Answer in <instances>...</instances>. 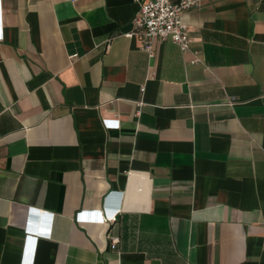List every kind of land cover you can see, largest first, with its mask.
Instances as JSON below:
<instances>
[{
    "label": "crops",
    "instance_id": "1",
    "mask_svg": "<svg viewBox=\"0 0 264 264\" xmlns=\"http://www.w3.org/2000/svg\"><path fill=\"white\" fill-rule=\"evenodd\" d=\"M148 1L0 0V264H264V0Z\"/></svg>",
    "mask_w": 264,
    "mask_h": 264
},
{
    "label": "built area",
    "instance_id": "2",
    "mask_svg": "<svg viewBox=\"0 0 264 264\" xmlns=\"http://www.w3.org/2000/svg\"><path fill=\"white\" fill-rule=\"evenodd\" d=\"M200 1L179 0L177 3H173L171 0H149L148 2L141 3L139 4L137 16L133 21L134 31L130 36L139 40L140 50L150 59L155 56V41L162 42L166 39L176 44L183 54H193L191 51L192 39L188 31L189 28L182 22L181 17L190 9L195 8ZM1 38L2 34H0ZM112 195V193L109 195V200L113 198ZM101 209L100 211L92 212L81 211L76 214L75 221L80 223L104 220ZM107 213L109 220L114 219L117 210L107 209ZM27 229V231H31L29 228ZM39 234L46 236V233L43 231ZM117 243V238H111V249H114Z\"/></svg>",
    "mask_w": 264,
    "mask_h": 264
},
{
    "label": "water",
    "instance_id": "3",
    "mask_svg": "<svg viewBox=\"0 0 264 264\" xmlns=\"http://www.w3.org/2000/svg\"><path fill=\"white\" fill-rule=\"evenodd\" d=\"M30 225L32 230H36L37 232L41 231L44 225L43 217L33 212V215L30 218Z\"/></svg>",
    "mask_w": 264,
    "mask_h": 264
},
{
    "label": "clouds",
    "instance_id": "4",
    "mask_svg": "<svg viewBox=\"0 0 264 264\" xmlns=\"http://www.w3.org/2000/svg\"><path fill=\"white\" fill-rule=\"evenodd\" d=\"M101 210H102L103 218L106 219V217H109V215L107 213V207L106 206H103Z\"/></svg>",
    "mask_w": 264,
    "mask_h": 264
}]
</instances>
